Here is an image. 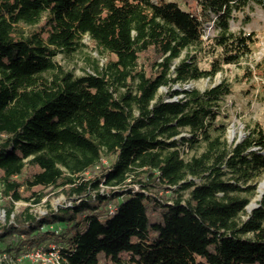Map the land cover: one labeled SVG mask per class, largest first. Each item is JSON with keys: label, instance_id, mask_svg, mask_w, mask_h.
<instances>
[{"label": "trees", "instance_id": "obj_1", "mask_svg": "<svg viewBox=\"0 0 264 264\" xmlns=\"http://www.w3.org/2000/svg\"><path fill=\"white\" fill-rule=\"evenodd\" d=\"M190 1L195 10L169 0H0L2 253L57 252L62 264H264V193L248 211L264 176V129L249 125L229 143L218 122L233 93L226 78L204 91L173 88L249 58L255 33L231 22H250L248 9L264 10V0ZM85 37L109 58L76 75L57 56ZM46 188L73 203L15 213V202L38 204Z\"/></svg>", "mask_w": 264, "mask_h": 264}, {"label": "rangeland", "instance_id": "obj_2", "mask_svg": "<svg viewBox=\"0 0 264 264\" xmlns=\"http://www.w3.org/2000/svg\"><path fill=\"white\" fill-rule=\"evenodd\" d=\"M155 1V0H153ZM177 1L180 3L182 8L195 10L196 4L190 0H169ZM250 22L244 23L242 14L241 18L232 20L231 26L234 31H243L246 33H255L257 42L253 46L252 55L242 62L241 65H226L224 70L218 73L214 80L209 78H203L197 81H191L190 83L182 86L175 85L173 88L182 89H193L197 88L201 91L209 88L215 83L220 82L223 78L228 79L233 87V93L223 103L222 113L226 115V118H219L218 122L223 121L228 124L227 139L229 143H237L248 135L249 125L258 123L264 129V10L258 6H254L252 9L247 11ZM213 22L205 23L204 37L205 40L209 39L214 35L215 30L211 28ZM85 46L75 51L70 56L59 54L57 60L64 65L67 69L73 70L76 75H83L85 73H93L94 67L98 64L103 66L108 55L102 53L88 37L83 39ZM210 57L204 55L200 56L201 65L208 67ZM178 60H176L177 62ZM252 71V75L249 76L246 68ZM250 73V72H249ZM166 87L161 88V92H166ZM107 163V160H104ZM95 172L98 169L94 170ZM88 176L93 175V172H88ZM26 174L19 177L23 181ZM264 182V176L258 184V190L260 183ZM39 191L40 188H35ZM257 190L256 196L252 199L251 203L254 202L253 207L248 208L252 210L258 206V201L261 199L259 191ZM23 196L30 197L31 191L22 188ZM264 192V191H263ZM44 197L38 204L34 203V197L29 201L21 200L15 202V213L19 214L26 208L34 214H45L50 208L57 209L59 206H68L73 203V200H66L64 193L61 190L46 188L44 189ZM7 223L6 212L3 209V200L0 198V226ZM37 249L27 250L18 257H12L9 253H2L0 251V264L5 262L3 254L7 255V258L12 259L11 264H52L54 259L42 256L39 258L36 256Z\"/></svg>", "mask_w": 264, "mask_h": 264}, {"label": "built area", "instance_id": "obj_3", "mask_svg": "<svg viewBox=\"0 0 264 264\" xmlns=\"http://www.w3.org/2000/svg\"><path fill=\"white\" fill-rule=\"evenodd\" d=\"M155 1H157V0H155ZM211 28H213V23L211 24ZM204 39H206V38L204 37ZM35 254L39 258H42L41 257V255H42V256H45V257H49V259L50 258L54 259L52 264H62L61 260H60V255L57 252L47 253V252H44L42 250H37ZM3 256H4V259H5V262L8 263V264H11L12 259H10V258L8 259L6 254H3Z\"/></svg>", "mask_w": 264, "mask_h": 264}, {"label": "bare ground", "instance_id": "obj_4", "mask_svg": "<svg viewBox=\"0 0 264 264\" xmlns=\"http://www.w3.org/2000/svg\"><path fill=\"white\" fill-rule=\"evenodd\" d=\"M259 195L261 196V194L263 193V191H264V182H261L260 183V186H259ZM253 205H254V202H252L250 205H249V208H251V207H253Z\"/></svg>", "mask_w": 264, "mask_h": 264}, {"label": "water", "instance_id": "obj_5", "mask_svg": "<svg viewBox=\"0 0 264 264\" xmlns=\"http://www.w3.org/2000/svg\"><path fill=\"white\" fill-rule=\"evenodd\" d=\"M264 193V192H263ZM263 193L261 194V196L263 195Z\"/></svg>", "mask_w": 264, "mask_h": 264}]
</instances>
